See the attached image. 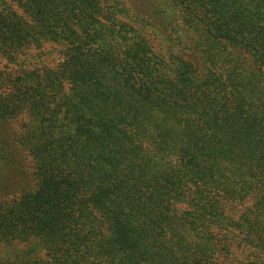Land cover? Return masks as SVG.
Here are the masks:
<instances>
[{
	"label": "trees",
	"instance_id": "trees-1",
	"mask_svg": "<svg viewBox=\"0 0 264 264\" xmlns=\"http://www.w3.org/2000/svg\"><path fill=\"white\" fill-rule=\"evenodd\" d=\"M0 56V264H264V0H0Z\"/></svg>",
	"mask_w": 264,
	"mask_h": 264
},
{
	"label": "rangeland",
	"instance_id": "rangeland-1",
	"mask_svg": "<svg viewBox=\"0 0 264 264\" xmlns=\"http://www.w3.org/2000/svg\"><path fill=\"white\" fill-rule=\"evenodd\" d=\"M55 48V45L53 44H50V43H46V44H43V49H32L30 52H31V55L29 56L30 58H32L30 60V63L31 64H34L36 62L39 63V66L43 65V66H46V67H49V68H54L56 67L60 61L62 60V55L60 53V51H56L54 50ZM43 51V52H42ZM43 53V54H42ZM42 54V55H40ZM6 62H4V59L1 58L0 56V70L2 71H8L7 68H6ZM32 68H35L32 67ZM4 158H2V156H0V166H2V164L4 163ZM3 166H21L20 163L18 162L17 159L10 161V162H7L5 165ZM23 167V166H22ZM20 168V167H19ZM26 168H22V170L24 171ZM9 171H6L4 173V176H2L0 178V186L1 187H11L13 188V191L14 192V189H15V183L19 184L16 180L17 178L21 177L19 176L21 174V170H19V172L17 173L18 176L16 175H10L8 174ZM12 192H9V198H12L13 195H12Z\"/></svg>",
	"mask_w": 264,
	"mask_h": 264
}]
</instances>
